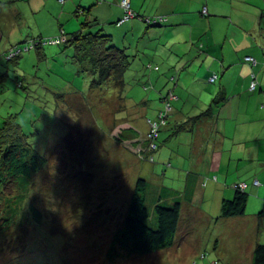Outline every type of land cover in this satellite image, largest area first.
I'll return each instance as SVG.
<instances>
[{
  "label": "crops",
  "instance_id": "obj_1",
  "mask_svg": "<svg viewBox=\"0 0 264 264\" xmlns=\"http://www.w3.org/2000/svg\"><path fill=\"white\" fill-rule=\"evenodd\" d=\"M118 1L97 5L98 20L106 25L121 21L124 9ZM144 6L131 0L134 13L166 20L160 28L129 27V22L116 27L124 32L125 43L131 35V49L139 38L148 44L137 45L148 66L141 62L129 72L136 75L131 78L138 87L128 93L134 117L117 130L131 127L143 138L146 117L154 118L162 109L160 97L172 94V110L159 134L147 181L181 193L182 229L194 230L191 225L198 222L234 229V242L251 264L255 247L264 245V0H150ZM6 14L2 12L10 19ZM63 17L61 13L59 21H65ZM52 28L41 30V37L67 34L64 28ZM112 33V39L120 34ZM138 69L145 74L139 75ZM146 84L153 93L141 89ZM219 99L210 116L177 132V126L200 117ZM237 186H245L248 194L245 215L223 219L222 202L233 199Z\"/></svg>",
  "mask_w": 264,
  "mask_h": 264
},
{
  "label": "rangeland",
  "instance_id": "obj_2",
  "mask_svg": "<svg viewBox=\"0 0 264 264\" xmlns=\"http://www.w3.org/2000/svg\"><path fill=\"white\" fill-rule=\"evenodd\" d=\"M80 1L86 8L96 3L90 19H98L97 5L110 2L68 0L66 8L59 0H0V3L11 2V6L0 8L10 17L0 18V57L12 48L23 50L13 63L0 60V118L14 116L29 141L36 140L39 152L49 157L50 165L37 188L43 193V202L37 206L42 207L44 214L46 210L49 228L45 227L42 235L29 232L15 243L11 241L13 244L8 249L0 244V264H111L107 251L134 184L139 178L147 179L148 170L155 164L137 154H127L112 136H107L112 124L129 120V114H118L124 104L116 91L108 94L111 90L103 89V93L92 95L90 76L74 61V49L41 46V49L25 51L33 40L37 43L54 39L41 37V30L50 32L53 26H58L60 31L64 28L69 35L78 32L80 22L84 21V17L77 19L74 16ZM132 1L138 5L145 4V8L150 3V0ZM61 13H64L63 22L59 21ZM128 22L129 27H144V23L137 24L138 20ZM116 27V24H108L106 32H113V36H116L114 32H120L113 40L120 49L129 48L126 53L133 57L131 68L141 62L148 66L143 52L137 49V45L143 48L148 44L139 38L132 43L131 49V35L125 43L124 32ZM138 70L139 75L145 74L144 70ZM131 77L136 75H127L128 79H133ZM146 86L148 90L143 85L141 89L147 95L153 93L149 90L150 85ZM145 124L149 133L151 124L147 119ZM66 141L72 147L76 145L81 153L72 151ZM84 143L91 146L92 159L89 161L83 160ZM94 147L98 150L95 157ZM57 158L63 161H56ZM81 171L83 175L90 176L83 182L78 181L80 189H68L70 177ZM240 189L244 191L245 186H240ZM195 224L191 225L194 230L181 229L173 249L145 257L133 256L114 264H249L245 256L247 252L234 242V229L213 223ZM30 234L32 241L28 239ZM24 246L25 250L37 248L23 254ZM25 256L30 257L27 262ZM21 260L24 262H16Z\"/></svg>",
  "mask_w": 264,
  "mask_h": 264
},
{
  "label": "trees",
  "instance_id": "obj_3",
  "mask_svg": "<svg viewBox=\"0 0 264 264\" xmlns=\"http://www.w3.org/2000/svg\"><path fill=\"white\" fill-rule=\"evenodd\" d=\"M67 1L59 0V3L64 5ZM91 1L88 0V3ZM122 1H118L120 6ZM10 3H0V8L11 6ZM97 3H99V0H97ZM129 3V12L134 16L131 20H138L141 24L144 23V27L146 28H160L163 26L162 23L165 22V18H150L136 14L131 9V0H129ZM95 4H91L86 8L81 1L79 2L74 16L77 19L82 16L84 17V21L80 22L78 32L70 35L63 33L61 36L55 38L60 41L59 45H46L47 41L35 43L33 40L26 47L25 51L41 49V46H61L64 49L69 47L74 49V61L81 65L82 71L87 72L90 76L89 89L92 95L103 93V89H107V91L111 90L108 94L116 91L118 98L124 104V106L122 105L121 112L118 114L127 113L129 117H134V111L132 112V108L129 106L128 93L133 86L135 87L137 85V82L134 79L127 78V75L133 69L131 68L133 61L126 54L125 50L117 47L110 33L106 32L105 24L97 18L90 19V13L92 8L95 7ZM2 12L0 10L1 19L5 18ZM126 16L127 12L124 9L123 19L113 24L121 26L120 23ZM103 25L105 26L100 28ZM94 28L98 29L93 32ZM104 31L106 33H103ZM19 50L23 52V50ZM14 51L16 49L12 48L3 53L1 56L4 61L7 63L15 62L20 55L7 60L10 53ZM19 87L22 88L20 85ZM144 88L148 90V87L145 85ZM160 98L162 105L161 111L152 119L146 117L150 123L154 121L157 124L158 131L156 138L151 133V129L149 133L147 132L146 136L141 138L136 129L131 127H125L119 130L116 135V129L122 125V123L116 122L106 132L107 136H112L118 145L129 148L133 155L137 154L139 157H144L154 163L153 155L159 149L158 137L160 131L167 126L168 113L172 110L171 102L169 101V98H172V94L169 93V95ZM221 102V99L216 100L208 110L203 112V115L190 120L189 124L177 126V132L182 131L185 125L193 124L200 118L210 116L212 111ZM67 141L66 145H70ZM153 146H156L155 150H152ZM90 147L89 143L83 144V160L85 161L92 159ZM94 149L96 151V154H94L95 157L98 156V150L96 147ZM71 150L78 154L81 153H79L76 145L74 147L71 146ZM64 152L62 151V153ZM50 155H53V153ZM56 161L63 160L57 158ZM49 168V157L39 152L36 148V140L29 141V137L24 133L23 127L18 123L16 118L14 116L0 118V244L6 245L3 248L8 249L19 237L29 232H39V235H42L45 227L49 228L46 225V210L44 214L41 210L42 207L39 208L37 206L38 203L43 202V193L37 190L38 184L42 180L41 176L46 171H49ZM83 174L84 172L81 171L70 177L71 184L69 183L68 189H80L77 186L78 181L83 182L87 176H90ZM247 200L248 194L242 191L240 186H237L233 199H226L222 202L221 218L231 219L243 217L245 215ZM181 210V193L168 188H157L150 184L147 179L139 178L134 184L126 210L121 215L119 224L113 234L112 242L106 255L108 261L114 264L117 261H122L133 256L145 257L173 249L178 243L179 232L182 229ZM28 239L31 240V234ZM25 247L21 250L23 254L32 252L37 248L33 247L25 250ZM11 251L13 252L14 249ZM29 258V256H25L24 260L27 262ZM16 262L20 263L24 261ZM251 264H264L263 244H258L255 247Z\"/></svg>",
  "mask_w": 264,
  "mask_h": 264
},
{
  "label": "built area",
  "instance_id": "obj_4",
  "mask_svg": "<svg viewBox=\"0 0 264 264\" xmlns=\"http://www.w3.org/2000/svg\"><path fill=\"white\" fill-rule=\"evenodd\" d=\"M121 6L122 8H124L127 12V16L126 18H124V20L120 23V25L128 22L129 20L133 19L134 16L129 12V9H130V3H129V0H123L121 2ZM204 14H206V11H204ZM60 44V41L55 39V40H49L46 42V45H59ZM22 52L20 50L18 51H14L12 53H10V55L7 57V60L8 59H11V58H16L17 56H19ZM248 61L250 59H247ZM217 79L216 75L212 76L209 80L210 83H213L215 80ZM253 90L255 89V85L252 86ZM168 110H170V108H168ZM151 124V133H153V135H155L154 138H156V135H157V131H158V128H157V124L156 123H150ZM156 149V146H153L152 147V150H155ZM242 187V186H241Z\"/></svg>",
  "mask_w": 264,
  "mask_h": 264
}]
</instances>
